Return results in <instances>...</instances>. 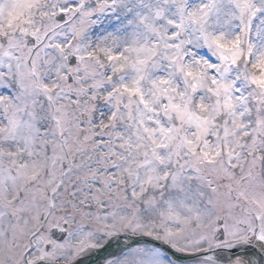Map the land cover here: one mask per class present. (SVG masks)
Listing matches in <instances>:
<instances>
[{
	"label": "snow or ice",
	"instance_id": "snow-or-ice-1",
	"mask_svg": "<svg viewBox=\"0 0 264 264\" xmlns=\"http://www.w3.org/2000/svg\"><path fill=\"white\" fill-rule=\"evenodd\" d=\"M0 264H264V0H0Z\"/></svg>",
	"mask_w": 264,
	"mask_h": 264
}]
</instances>
